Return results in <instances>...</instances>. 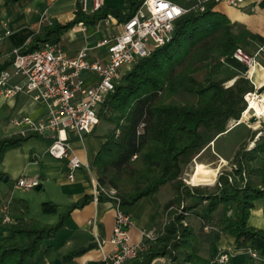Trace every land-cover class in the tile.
<instances>
[{
  "label": "trees",
  "instance_id": "obj_1",
  "mask_svg": "<svg viewBox=\"0 0 264 264\" xmlns=\"http://www.w3.org/2000/svg\"><path fill=\"white\" fill-rule=\"evenodd\" d=\"M18 1L2 0V4ZM139 4L140 0H135L126 13L103 5L95 12L83 13L76 4L69 22L44 24L30 35L21 51L58 43L77 24L93 26L108 17L124 22ZM239 43L229 19L213 11L212 6L191 11L176 21L168 42L138 58L105 96L97 111L98 122L88 133L103 140L92 163L97 183L113 187L122 206L149 198L163 216L157 238L136 257L120 264H152L160 258L166 264H197L200 254L211 257L221 234L232 237L236 250H247L256 237L264 240L262 230L247 225L254 201L264 198V122L248 130L246 139L228 160L233 168H221L211 188L189 185L181 177L192 161L226 132L229 121L240 119L247 105L244 96L264 89L263 85L255 90L244 75L227 86L226 78H216L223 64L242 68L228 58ZM222 57L226 59L223 63L219 61ZM10 63V57L0 62V70ZM200 71H204L202 79L196 75ZM100 124L109 127L95 133ZM139 127L142 131L137 133ZM34 136H0V165L8 150ZM5 175L0 171V180ZM166 185L172 195L158 204V194ZM89 198L71 204L54 224L32 218L2 223L0 217V264H30L44 243L56 236L72 210L82 207ZM100 200L114 203L113 198L102 194ZM229 203L230 215L223 210ZM41 208L43 213L53 214L58 206L43 202ZM93 247L89 244L73 249L61 260L70 262ZM43 252L48 257L54 253L50 246Z\"/></svg>",
  "mask_w": 264,
  "mask_h": 264
},
{
  "label": "built area",
  "instance_id": "obj_2",
  "mask_svg": "<svg viewBox=\"0 0 264 264\" xmlns=\"http://www.w3.org/2000/svg\"><path fill=\"white\" fill-rule=\"evenodd\" d=\"M83 13H92L102 6L101 0H77ZM194 3L189 7L179 6L169 0H140L133 14L121 23L118 33L110 34L99 41L94 47L106 49L105 59L88 60V48H82L74 57H68L58 43H44L39 48L23 53L21 47H14L9 52L10 65L0 70V105L2 102L13 100L17 95L29 96L32 101L43 108L40 119L34 120L26 115L11 117L9 123L20 130V135H36L50 138L47 153L54 159H66L69 181L74 179V171L83 168L90 182V195L94 203L99 196L114 199V224L107 239L99 238L96 232L95 217L88 221L93 231L94 242L101 249L106 243L110 250L102 253L106 264H120L136 257L144 250L148 242H153L160 229L149 228L138 231V241L132 242L129 229L134 223L130 215L122 209L119 200L115 198L113 187H100L92 165L81 161L72 151L67 131H73L76 137L82 139L97 124V111L105 96L112 92L121 75L138 59L148 55L154 48L164 45L171 38L174 25L180 17L191 11H202L207 2H224L232 7H240L244 0H189ZM109 18V17H108ZM101 22L107 23L106 19ZM41 23L50 25L51 22L42 18ZM84 30V28H81ZM11 34L5 23H0V42ZM264 57V46L249 52L242 46H235L228 58L244 68V76L254 85L255 68L262 69L259 58ZM226 60L224 57L220 61ZM83 72L96 75L92 84H86ZM244 96L246 109L240 120L248 121L253 112L248 107ZM246 119H243L244 114ZM257 117V116H256ZM259 118V117H257ZM142 131L138 128L137 133ZM40 184L39 178L26 175L19 176L14 185L26 189L35 188ZM2 223H12L7 212V205L1 206ZM255 257L256 254L247 249ZM230 253L222 252L213 262L227 264Z\"/></svg>",
  "mask_w": 264,
  "mask_h": 264
},
{
  "label": "crops",
  "instance_id": "obj_3",
  "mask_svg": "<svg viewBox=\"0 0 264 264\" xmlns=\"http://www.w3.org/2000/svg\"><path fill=\"white\" fill-rule=\"evenodd\" d=\"M1 1L2 0H0V2ZM101 1L102 5L105 7H113L118 9L122 13H126L129 10V6L135 0ZM76 4H78L77 0H20L16 3L10 4V10H6L9 4L5 5L6 7L1 8L0 23H5L8 29H10L11 34L5 37L0 42V62H3L9 57L8 55L12 48L22 47L28 42L30 35L34 32H37L45 24L41 23L42 18H46L50 22H69L74 16L73 12ZM205 6H212L213 11L225 15L229 19L230 23L233 26V31L240 38V43L236 46H242L249 52L255 51V49H257L259 46H264V0H244L242 5L237 8L229 6L224 2H207ZM106 21L107 23H104L100 20L93 26H89L87 24H77L66 31L59 41V44L61 45L66 55L68 57H74L80 49L88 48V60H104L106 56V49L104 47L98 48L94 46L108 35L118 33L121 30L122 23L111 17L106 19ZM81 28H84V30H81ZM259 62L261 64V67L264 68V57H260ZM221 73L224 74L222 75V77L226 78L228 84L230 85L238 75H244V68L242 67L241 70H239L238 68H235L231 65H226L222 69ZM82 77L86 84H92L96 80V75L89 72H83ZM253 81L254 85H252L254 86L255 90L261 88L264 85V70L262 71V69L255 68ZM257 94L259 96H264V89ZM21 101L23 102L22 106L15 111V106L18 104V102ZM32 102L34 101L29 99L27 95L19 94L13 100L2 102L0 108L3 104L7 103L9 113L6 117L8 121L9 119H11V117L20 115H26L34 120H38L43 114V109L40 110L38 108V103L35 107H32ZM30 115H32L33 117H31ZM262 122H264V116H260L259 118H257V124L259 126ZM238 124H244L246 130L245 135L240 139L238 143L239 145L246 139L248 130L251 128L248 127L250 126L248 125V121H235V123L231 126H227L226 132H224L218 138L214 139L209 144V146L215 143L222 136L232 131L235 128L234 126H237ZM16 128H12L11 134H14L15 132L20 130L19 128ZM253 128L255 127L253 126L251 129ZM85 135V137L83 136L82 139H79L76 137L75 132L67 131L69 140L68 142L72 151L81 159V161L92 165L94 157L98 152L103 140L96 139L93 134ZM253 144L254 142L250 143L249 145L252 147ZM36 155L37 154L34 152V150L30 149L29 155L25 154L23 155V158H27L28 160L33 156L32 159L34 163L31 165L33 166V170L38 171V176L35 177L39 178V189L42 187V180L48 181V183H57L60 188L59 190L63 194L67 195V201L70 202V205L80 201L84 197L89 198V196H91L89 178L83 168L74 171V179L73 181H69L66 177L68 171V164L66 159H43L44 161H42L41 159L42 157L46 156V153H44L43 151L40 160L39 158L37 159ZM217 157L220 160L227 161L220 155H218ZM4 158L1 164L2 167L5 161ZM229 159L230 158H228V160ZM36 164L37 167H35ZM2 172L6 173L5 171ZM261 186H264V173L261 176ZM14 189L15 185L6 187L2 196L0 197L1 206L3 204L7 205L8 214L9 211L13 214L14 212H16V215L18 216H11L9 214V216L15 221L24 220L27 218L35 219L33 217L27 216L28 205L23 198L18 199L17 207L14 209V212H11L9 203H12V197L10 196L12 195ZM16 190L18 189L16 188ZM44 202L52 201L48 200ZM52 203L60 206V204H57L56 202ZM253 204L254 206L249 212L247 225L264 232V198L254 201ZM77 208L72 210L69 217L64 221V225L62 227L65 226V229L70 230L71 227L69 226L68 221L72 215L76 214L74 212ZM122 209L130 215L134 223L133 227L129 229V235L132 242L138 241L139 230L149 228H163V216L159 208L149 198H142L131 206H122ZM79 212L80 217H76L75 220L79 223V225L82 226V229L88 235L90 234L91 238L85 244H74L72 246L74 239L71 236L64 235L60 238V234L62 233L61 229L53 239H50L44 243L41 251L38 254L36 253L37 255H35L30 260V264H53V261L55 259H58L60 261L59 264H63L61 258L64 255H66L73 249L89 244H94V247L85 252L83 255L73 258L70 262H74L73 264H106L102 260L101 256L103 252L106 253L110 250V246L105 243L102 248L99 249L94 242L93 231L87 223L89 220L95 217L97 221L96 232L99 238L103 240L107 239L112 231V227L114 224L115 213L113 204L105 200H100L94 203L92 199L89 198V202L84 204ZM108 216H110V218ZM53 222V217H50L41 223H56ZM47 246H50L51 249H53V257H48L43 252ZM249 249H251L256 254L255 257H252L247 250H236L232 237L227 234H221L218 241L211 249V257L208 259L205 255L200 254L197 259V264H210V262L213 261V259L222 252H227L231 255L227 264H264V240L257 237L254 238ZM55 254H57L58 256H55Z\"/></svg>",
  "mask_w": 264,
  "mask_h": 264
},
{
  "label": "rangeland",
  "instance_id": "obj_4",
  "mask_svg": "<svg viewBox=\"0 0 264 264\" xmlns=\"http://www.w3.org/2000/svg\"><path fill=\"white\" fill-rule=\"evenodd\" d=\"M169 1H171L173 3H177L179 6H183V7H189L191 4L194 3L193 1H189V0H169ZM10 4H13V3H10ZM10 4L9 5L7 4L8 8L6 10L11 9ZM0 5H1V8L6 7L2 3ZM219 61H220V59H219ZM221 62L223 63V62H225V60L221 61ZM223 65L224 66L221 68L219 74L216 77L217 79L223 78L222 75H224V74L221 72H222V69L226 66V64H223ZM233 67H235V68L238 67L239 70L241 69L239 66H237V67L233 66ZM196 75H197L198 79H202L203 75H204V71H200ZM225 85L226 86L229 85L228 81L225 83ZM27 97H29V96H27ZM29 99H31V98L29 97ZM22 103H23L22 101L18 102V104L15 106L14 110L16 111L17 109H19L22 106ZM36 105H37L36 102H32V104H31L32 107H35ZM37 106L40 110L43 109L41 105H37ZM8 113H9V108H8L7 103H5L0 108V136H6V135H10L12 133V128L14 126L12 127V125L9 123V121L6 117L8 115ZM30 116L33 117L32 115H30ZM243 122H244V120H243ZM234 123H235V121L231 120V121H229L228 126H230ZM255 123H257V122H255ZM252 124H248V125H250L248 127L252 128L253 127ZM108 127L109 126H107V125H104V124L101 125L100 124L97 126L95 133H103L107 130ZM234 127L235 128L232 131H230L228 134L222 136L215 143L211 144L208 149L201 152V154L198 157H196L192 161V163L185 169V171L183 172V174L181 176L185 183L191 185L188 182V177L193 171V167H194L195 162H201V163H204L205 165L211 166V167H214V166L220 167L216 171L215 180L217 179L218 171L221 168H227V169L233 168V166L229 165L228 158L232 157L234 151L238 147L237 145H238L240 139L246 133L244 124H238L237 126H234ZM254 127L255 128H253V129H257V128H259V125L256 124V125H254ZM14 128H16V127H14ZM253 129H251V130H253ZM95 138L100 139L97 137H95ZM50 141L51 140L48 137H41V136L35 137L34 136V137H31L28 140H26L20 147L8 150L6 152L3 167L0 165V171H5L7 173L5 176L6 177L9 176V179L6 182H4L3 180H0V197L2 196L4 190L6 189L7 186L14 185L15 180L19 176L24 175V174L28 175L29 177L38 176L37 175L38 171H35L32 169L33 166L31 164L34 163V161L32 159L33 156L31 157V159H28V160H27V158H23V155H25V154L29 155L30 149L34 150V152L37 154L36 155L37 159L39 158V160L41 158V154L43 153V151H44V153H46V156L42 157V159H41L42 161H44L46 159L55 160L54 158H52L47 153V147H48ZM250 147L251 146L248 145L247 149H249ZM218 155L222 156L227 161L220 162V159L217 157ZM35 167H37V164L35 165ZM215 180H214L213 184L215 183ZM41 182H42V184H41L42 187L38 190H36L35 188L26 189L23 187L15 186V189L13 190V193L10 196V197H12L11 198L12 203L11 204L9 203L10 210H11V212H14V209L17 207L18 199L23 198L28 205L27 216L33 217V218L37 219L39 222H43L44 220H47V218L53 217L54 222H57L60 219V216L63 214V212L68 207H70V202L67 201V195L63 194L59 190L60 188H59L57 183H48V181H44V180H42ZM212 185H210V186L208 185L207 187L211 188ZM16 188L18 190H16ZM25 190H27V191H25ZM171 195H172V192H171L169 185L162 187L159 194H158V204L165 202L168 198H170ZM48 200H50L52 202H56L57 204H60V206L57 205L58 208H57V212L55 214L48 215V214H44L42 212L41 205L44 201H48ZM0 206H1V201H0ZM80 210H81V207L77 208L74 212L76 214L73 213L74 215H72L69 218L68 224L71 227L70 230L65 229V226L61 228L62 233L60 234V238L64 235L71 236L74 239L72 246L74 244H78V245L85 244L91 238L90 234L88 235L82 229V226L79 225V223L75 220L76 217H80V212H79ZM223 210L228 215H230L232 213V205L230 203L225 205L223 207ZM9 214L11 216H18V215H16V212H14V214H13V213H10V211H9ZM1 216H2V210L0 207V217ZM108 217L110 218V216H108ZM58 232L56 233V235L58 234ZM42 247L37 252V254L41 251ZM70 248H72V247H70ZM157 260H155L152 264H166L165 259L160 258ZM73 263L74 262H65L63 264H73Z\"/></svg>",
  "mask_w": 264,
  "mask_h": 264
},
{
  "label": "bare ground",
  "instance_id": "obj_5",
  "mask_svg": "<svg viewBox=\"0 0 264 264\" xmlns=\"http://www.w3.org/2000/svg\"><path fill=\"white\" fill-rule=\"evenodd\" d=\"M246 100L248 101V107L251 110V112H253L254 116H257V117L264 116V96L249 94L246 96ZM247 114H248L247 112L244 114L243 119H246ZM256 124L257 123H254L253 126ZM220 162H224V160H220ZM218 168L220 167H215V166L211 167L201 162H195L193 171L188 177V182L191 185H209L210 186L213 184L216 178V171Z\"/></svg>",
  "mask_w": 264,
  "mask_h": 264
},
{
  "label": "water",
  "instance_id": "obj_6",
  "mask_svg": "<svg viewBox=\"0 0 264 264\" xmlns=\"http://www.w3.org/2000/svg\"><path fill=\"white\" fill-rule=\"evenodd\" d=\"M255 122H257V117L254 116V115L251 116V117L248 119V123H249V124H252V123H255ZM7 179H8V177L5 176V177L3 178V181L6 182ZM35 189L38 190V189H39V186L35 187ZM59 262H60V261H59L58 259H55V260L53 261V264H59Z\"/></svg>",
  "mask_w": 264,
  "mask_h": 264
}]
</instances>
